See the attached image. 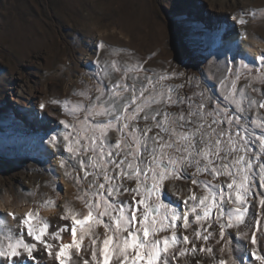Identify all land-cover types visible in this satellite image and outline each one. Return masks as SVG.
<instances>
[{
	"label": "snow or ice",
	"instance_id": "obj_1",
	"mask_svg": "<svg viewBox=\"0 0 264 264\" xmlns=\"http://www.w3.org/2000/svg\"><path fill=\"white\" fill-rule=\"evenodd\" d=\"M258 60L215 99L181 96L185 85L167 82L183 73L116 59L94 96L53 99L71 121L47 143L80 207L64 205V224L40 215L50 197L7 213L15 228L0 217V264H264V52Z\"/></svg>",
	"mask_w": 264,
	"mask_h": 264
},
{
	"label": "rangeland",
	"instance_id": "obj_2",
	"mask_svg": "<svg viewBox=\"0 0 264 264\" xmlns=\"http://www.w3.org/2000/svg\"><path fill=\"white\" fill-rule=\"evenodd\" d=\"M232 4L239 20L243 11L248 21L233 41L219 17L210 24L204 0H0V187L8 192L12 212L19 217L50 197L56 206L40 207V215L64 224V205L80 207L76 188L59 169V155L47 143L54 133L63 134L60 121L71 117L62 104L50 102H76L82 91L94 96L105 61H140L149 74L183 73L167 83L184 84L178 92L190 97L202 91L222 97L221 81L234 79L237 71L248 75L243 64L254 74L259 60L238 50L245 39L264 52V0ZM252 11L254 18L246 15ZM30 105L41 111L42 121ZM8 212L0 208V217L5 227L15 228ZM64 239H70L67 233Z\"/></svg>",
	"mask_w": 264,
	"mask_h": 264
},
{
	"label": "bare ground",
	"instance_id": "obj_3",
	"mask_svg": "<svg viewBox=\"0 0 264 264\" xmlns=\"http://www.w3.org/2000/svg\"><path fill=\"white\" fill-rule=\"evenodd\" d=\"M207 2L208 4V16L209 19L211 20L210 24L213 26H215V24L213 23V21L217 20V17L220 18L219 21L223 22V25H226V37L233 41L235 40L237 37H239V31L242 28V25L239 23V17L236 14V12L234 11V6H233V0H204ZM233 6V7H232ZM223 27V26H222ZM221 28V26H220ZM242 44L240 45V49L238 50L239 53L241 55H244L245 53L247 54V52L255 59H258V57L260 56V54L262 53V49L260 48V46H258L257 44H255L254 42H248L247 40L243 39L242 40ZM31 109L33 110L32 113H35L37 115V120L42 121L43 117H42V113L41 111H36L34 108H32V105H30ZM30 112V113H31ZM20 116H27V112H25L22 108L20 110ZM30 115V114H29ZM31 118V115L28 116ZM29 118V119H30ZM57 161L56 158L52 159V162ZM60 197H62V195L60 194ZM9 196H8V192L6 189H4L3 187H0V208L5 209L9 212H12V209L10 207H8L9 204V200H8ZM27 208H22L23 210H26ZM8 212V213H9ZM55 211H51V214L55 213Z\"/></svg>",
	"mask_w": 264,
	"mask_h": 264
}]
</instances>
